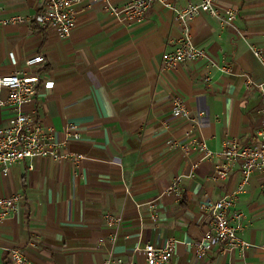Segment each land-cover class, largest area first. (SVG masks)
Listing matches in <instances>:
<instances>
[{
  "label": "crops",
  "instance_id": "obj_1",
  "mask_svg": "<svg viewBox=\"0 0 264 264\" xmlns=\"http://www.w3.org/2000/svg\"><path fill=\"white\" fill-rule=\"evenodd\" d=\"M124 2L82 0L74 6L77 28L64 38L33 20L38 0H0V19L28 18L0 25V78L45 57L39 71L53 86L42 85L23 109L64 143L66 155L22 160L7 175L0 166V198L23 197L19 210L0 220V264L13 248L33 264H153L144 246L169 240L176 243L170 264H264V170L228 212L250 247L220 243L202 256L208 205L233 195L242 174L235 165L217 179L222 158L191 150L198 142L219 153L231 139L258 136L261 94L248 80L264 82L256 54L264 55V0H218L236 11L235 21L195 18L191 34L206 57L173 69L163 63L183 34L174 10L154 3L143 22L128 24L109 9ZM9 95L0 86V127L15 114ZM176 99L188 118L175 115ZM71 127L80 138L68 136ZM108 215L120 222L108 224Z\"/></svg>",
  "mask_w": 264,
  "mask_h": 264
},
{
  "label": "built area",
  "instance_id": "obj_2",
  "mask_svg": "<svg viewBox=\"0 0 264 264\" xmlns=\"http://www.w3.org/2000/svg\"><path fill=\"white\" fill-rule=\"evenodd\" d=\"M38 1L40 11L33 17L37 25L42 28H56L61 37H71L78 25L74 6L82 0ZM154 3L172 8L175 12L176 21L183 28L182 38L177 43L175 51L164 57L163 65L166 69H173L182 62L198 61L206 57L205 51L194 42L191 34L190 24L195 18L202 14H210L223 24L231 25L237 17L236 11L233 9H221L218 0H189L181 6L173 5L169 0H125L121 5L111 4L109 9L111 13L128 24H135L145 20ZM0 12H2L1 9ZM27 19L22 15H15L0 19V25L20 24L27 22ZM256 54L264 60L262 52L257 51ZM45 61L42 54H37L26 60L25 64L29 71L16 72L0 78V86L10 92L7 102L15 111L9 123L0 127V166L4 175L8 174L10 166L22 160H29L36 156L50 160L66 157L62 152L64 143L57 141L51 131L46 130L40 122L32 120L23 109L36 100L42 85L53 86V83L46 80L39 71L40 66ZM248 85L258 89L262 102V124L255 142L247 143L231 139L226 143L223 151L219 153L211 151L206 144L198 142H195L191 147L193 152L202 153L206 157L219 156L222 158V162L216 168L215 178L226 179L235 165H240L242 174L241 181L233 195L225 196L208 205L212 225L211 230L205 234L203 241L197 245V251L202 256L205 254L206 248L220 243H226L231 250H246L250 247V243L239 238L237 228L232 223L233 218L228 213L236 196L246 190L253 174L264 170V82L256 83L249 79ZM174 113L183 118H188L190 115L182 99L175 100ZM68 136L80 138L74 127L68 130ZM22 199L21 195L1 197L0 220L17 212ZM235 217L239 219L240 216ZM106 222L114 225L120 222V218L108 215ZM175 249L174 240H169L162 246L152 243L144 246V252L153 264H170ZM6 264L33 263L20 249L13 248L8 252Z\"/></svg>",
  "mask_w": 264,
  "mask_h": 264
}]
</instances>
